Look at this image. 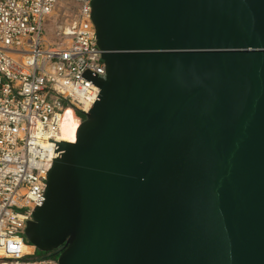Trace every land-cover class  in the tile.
Instances as JSON below:
<instances>
[{
	"label": "water",
	"instance_id": "95a60500",
	"mask_svg": "<svg viewBox=\"0 0 264 264\" xmlns=\"http://www.w3.org/2000/svg\"><path fill=\"white\" fill-rule=\"evenodd\" d=\"M105 78L55 144L26 241L57 264H264V0H92Z\"/></svg>",
	"mask_w": 264,
	"mask_h": 264
},
{
	"label": "built area",
	"instance_id": "2783aa9c",
	"mask_svg": "<svg viewBox=\"0 0 264 264\" xmlns=\"http://www.w3.org/2000/svg\"><path fill=\"white\" fill-rule=\"evenodd\" d=\"M90 2L0 0V264H57L26 261L37 250L24 230L45 202L48 140L69 113L81 125L100 93L82 74L105 78Z\"/></svg>",
	"mask_w": 264,
	"mask_h": 264
},
{
	"label": "bare ground",
	"instance_id": "6f19581e",
	"mask_svg": "<svg viewBox=\"0 0 264 264\" xmlns=\"http://www.w3.org/2000/svg\"><path fill=\"white\" fill-rule=\"evenodd\" d=\"M80 126L79 120L72 114H68L61 125L60 142H76L75 131Z\"/></svg>",
	"mask_w": 264,
	"mask_h": 264
},
{
	"label": "trees",
	"instance_id": "16d2710c",
	"mask_svg": "<svg viewBox=\"0 0 264 264\" xmlns=\"http://www.w3.org/2000/svg\"><path fill=\"white\" fill-rule=\"evenodd\" d=\"M58 255H59V251L50 254H44L36 251L35 255L33 257L27 258L26 261L29 263L47 261V260L57 261Z\"/></svg>",
	"mask_w": 264,
	"mask_h": 264
}]
</instances>
